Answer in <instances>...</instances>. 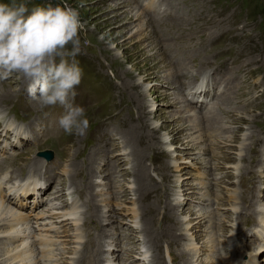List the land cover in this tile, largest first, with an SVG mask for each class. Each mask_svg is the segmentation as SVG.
<instances>
[{
    "label": "rangeland",
    "instance_id": "374dc122",
    "mask_svg": "<svg viewBox=\"0 0 264 264\" xmlns=\"http://www.w3.org/2000/svg\"><path fill=\"white\" fill-rule=\"evenodd\" d=\"M168 1L172 2L168 3V14L173 13L174 21L166 17L168 14L159 17L143 12L135 0H24L30 10L60 4L78 11L83 28L77 60L83 76L75 89L74 103L86 110L90 121L82 137L59 131L57 137L44 140L37 148L25 147L26 141L32 146L42 141L46 126L57 127L62 109H42L28 96L27 84L21 79L0 80V116L6 115L16 126L10 140L0 134L1 141L18 149L17 157L7 158L17 160L5 167L12 170V178L19 177L17 170L39 161L34 159L37 150L52 151L62 165L39 200L47 202L51 199L47 193H51L67 205L71 196L78 195L77 188L82 186L79 191L85 188L88 192L93 186L80 209L69 212L63 205L50 209L66 214L58 224L39 220L55 223L59 230L40 234L43 245L54 243L48 253L37 251L41 264H78L84 244L79 230L72 227L91 215H98L93 222L103 226L98 236H89L95 246L100 244V264L106 263L103 257L107 264H172L174 255L183 249L191 264H228L227 249L235 240L226 241L224 232L231 226L232 213L240 210L238 206L243 211L242 205L247 210L256 205L264 218V182H259L264 180V162L254 180L262 201L251 199L247 204V197L237 195L233 187L242 190L232 172L240 158V175H248V155L251 158L253 147L257 153L264 139V0ZM185 38L192 44L190 59L185 65H174L164 55L177 49ZM180 69L184 79H180ZM204 69H212L218 78L226 71L232 77L226 79L232 87L213 99V108H195L182 97L183 87ZM5 100L8 102L1 104ZM251 139L253 145L248 144ZM73 171L75 180L69 177ZM61 187L65 193L57 197L55 190ZM26 201L31 203L30 198ZM3 203L0 201V207L7 208L8 203ZM43 204L37 209L49 212L50 207ZM169 204L180 205L175 218L182 223V231L176 234L183 240L176 247L169 242ZM8 209L27 218L33 233L30 211H18L11 204ZM122 227L124 230L118 231ZM260 227L264 229V222L251 233L259 234V243L264 246V233L257 232ZM9 230L0 232V238L17 236L18 231L13 233L16 228ZM1 240L0 264L5 260L32 264L37 259V253L26 255V260L15 259L30 243L37 244L32 235L9 244ZM157 244L162 246L159 262L155 261ZM87 248L85 253L90 256ZM260 249L259 244L258 260L253 264H264V248ZM116 252L119 258L124 253V260H129L123 263L116 259ZM180 261L179 257L175 262Z\"/></svg>",
    "mask_w": 264,
    "mask_h": 264
},
{
    "label": "clouds",
    "instance_id": "9594fccd",
    "mask_svg": "<svg viewBox=\"0 0 264 264\" xmlns=\"http://www.w3.org/2000/svg\"><path fill=\"white\" fill-rule=\"evenodd\" d=\"M82 28L78 11L67 6L30 10L24 0L0 3V80L25 81L42 109H62L58 131L81 137L90 127L86 110L74 103L83 76L77 60Z\"/></svg>",
    "mask_w": 264,
    "mask_h": 264
},
{
    "label": "bare ground",
    "instance_id": "6f19581e",
    "mask_svg": "<svg viewBox=\"0 0 264 264\" xmlns=\"http://www.w3.org/2000/svg\"><path fill=\"white\" fill-rule=\"evenodd\" d=\"M164 3L167 5V7H168V3L166 2V1H164ZM168 13H170V10H168V12L167 11H165L164 12V15L165 14H168ZM163 16V15H162ZM159 17H161V16H159ZM181 22V21H180ZM178 70V69H177ZM176 70V74H178L177 72H179V71H177ZM180 72L181 73H179V75L181 76V78L180 79H184L185 78V73H184V71L183 70H181L180 69ZM226 86H228V84H226ZM229 88L228 89H225L226 90V92L232 87V86H228ZM224 90V91H225ZM223 93V92H222ZM221 93V94H222ZM230 94V92L229 93H226L225 95H223L222 97L225 99V98H227V96ZM219 100L220 101H222V99H220L219 98ZM2 101H3V99H2ZM1 101V104H4V103H6V102H8V100L6 101H4V102H2ZM6 105V104H5ZM213 112V111H212ZM211 118V117H210ZM194 128H196V127H194ZM182 129V128H181ZM176 130V132L177 133H179L180 131H179V128H178V130H177V128L175 129ZM184 130V129H183ZM2 132H4V137L5 138H7V136L8 135H12V133H11V131L9 130V129H5V130H2V131H0V134L2 133ZM56 130H53L52 131V137L56 134ZM25 152V151H24ZM23 152V153H24ZM22 153V154H23ZM33 154V153H32ZM11 157V156H10ZM8 158V157H7ZM6 158V159H7ZM33 159V158H32ZM34 159H36V158H34ZM5 160V159H4ZM15 160H17V159H14V160H12V159H7L4 163H0V170H2L1 168L2 167H4L3 169H5V167H6V165H8V164H13L14 163V161ZM36 160H38V159H36ZM75 160V159H74ZM34 162V161H33ZM37 162H39V161H35L34 163H37ZM95 165V163L92 161L91 163H90V167L92 168V169H94V166ZM17 166H20V164H18L17 163ZM27 166L29 167V165H25V168H26V170H27ZM21 170H22V168H21ZM19 171V170H17V172L19 173V175H22L23 174V171L25 170H22V171ZM111 170V169H110ZM94 171H96V170H94ZM16 172V173H17ZM16 173L14 172V174L16 175ZM17 173V174H18ZM110 175V174H109ZM75 176H76V174L74 173V171L72 172V174L70 173L69 174V177H73L74 178V180H75ZM168 178V177H167ZM47 181H48V179H46ZM49 182V181H48ZM90 185H91V183H90ZM79 188H82V186H80ZM79 188H77L76 189V191H79ZM93 188V186H90V189H92ZM90 189H89V191H90ZM65 188H62L61 187V189H58V190H55V192H56V195H57V197H61V196H63V194L65 193ZM82 190H85L86 191V189L84 188V189H81L80 191H82ZM89 191L87 192V195L89 196L90 195V193H89ZM126 191V190H125ZM37 192L41 195V193H42V189L41 188H39L38 190H37ZM52 192V191H51ZM46 195V194H45ZM47 196L48 197H50L51 199L48 201V203H47V206L48 207H50L49 208V212H46V210H44L43 211V209H42V211H38V212H35V211H33V214L32 215H42V214H44V215H47L46 216V218L45 219H42L43 221H52L53 219H48V218H50L49 217V215L50 214H53L51 217H56V220H54L55 221V223L56 224H58V221H60L61 219H62V217H64L66 214H64V213H61V214H54V213H52L51 212V210L50 209H52V208H54V209H57L60 205H63L61 202V199L59 200V199H57V198H55V196L54 195H52L51 193H47ZM1 198V197H0ZM252 198V197H251ZM3 198H1L0 199V201L3 203L4 201L2 200ZM248 199H249V197H248ZM56 200H58V201H56ZM63 200V199H62ZM30 201H32V199H30ZM60 201V202H59ZM66 201V200H65ZM85 202V201H84ZM251 202V199H250V201L247 203V204H249ZM6 203H8V205H7V208H3V207H0V232L1 233H3V232H8V231H5V229L6 228H9L10 230H12V229H17V230H15L13 233H16L17 231V233H16V235L17 236H13V237H10V236H7V237H4V238H0V239H2L1 240V242H3V243H8L9 241L10 242H13V241H16V240H27L28 238H30V236L32 235L33 236V241L34 242H36L37 244H34V245H38L39 247L40 246H42V249L41 248H35L34 246H32L31 245V243H30V245L27 247V248H24L21 252H18V254H17V256L15 257V259L17 258H22V257H24V258H22V260L23 259H27V257H26V255H28V256H30V254H34V253H37V251L39 250V252L38 253H40V252H44V253H48V251H50L49 249H51V246L54 244L52 241H50V242H48L47 244L45 243L44 245H43V241H42V238L40 237V232H38L37 231V228H42V229H46V227H48V226H52V230H54V231H59L58 230V228H57V226H55V223H51V224H46L45 226H41L43 223H39V221H37L36 219H34L33 218V216L31 215V216H28L31 220H32V222H34V227H33V233H32V231H29L30 229H32V226H30V221L27 219V218H23L22 216H20V215H18V214H13L12 212H10V209H8V207H9V204H10V202H7L6 201ZM30 204L31 203H28V206H30ZM97 204V203H96ZM180 204V203H179ZM179 204H176L175 206L174 205H172V204H169L168 205V209L170 210V213H169V216H170V219H171V226H170V228H169V242L171 243V245H173V246H178V244L181 242V240H183V238L181 239L180 238V235H177L176 234V232H178V231H182L181 230V226H182V223L181 222H179L178 220H176V218H175V215L177 214V209H178V207L180 208V205ZM3 205H4V203H3ZM40 205H44L42 202H40V203H38L37 205H35V209H37ZM86 205V204H85ZM92 205H93V209L95 210V208H96V205H94V203H92ZM63 206H66L67 207V209H68V205H63ZM29 209V208H28ZM26 212H29V210L28 211H26ZM69 212H71V211H69ZM31 213V212H30ZM22 214V213H21ZM11 216V218H9V219H6V217L5 216ZM5 217V218H4ZM60 217H61V219H60ZM95 217H97L98 218V215H95V216H93V215H91L90 216V219L88 220V219H86L85 221H87V223H90L91 221H93V220H95ZM4 218V219H3ZM62 220H64V219H62ZM264 220V218H262L261 220H259L258 221V224H256L255 225V228H257L258 226H259V223L262 221V222H264L263 221ZM94 223H96L97 225H100V224H98L97 222H94ZM100 223H101V221H100ZM75 224V223H74ZM62 227V226H61ZM74 227V226H73ZM72 227V229L73 230H75V227L73 228ZM101 227V229H103V226H100ZM23 228V229H22ZM123 228V227H122ZM21 229V231H19ZM100 229V230H101ZM9 230V231H10ZM99 230V229H98ZM118 230V229H117ZM124 230V228L122 229V230H118V231H120V232H122ZM264 229L262 228V227H260V229L258 230L257 229V232H259L262 236H263V233H264V231H263ZM45 235H47V233H45ZM182 236V235H181ZM258 236V238L257 239H261L262 240V238H261V236L258 234L257 235ZM183 237V236H182ZM35 238L37 239V241H35ZM89 236H88V240L84 243V245H83V248H82V250H83V254H82V256H81V258L80 259H78V261H77V263L78 264H100V259H101V256L99 255V252H100V250H101V247H100V244H99V246H98V250H97V253H98V257L95 259V257H90V256H88L86 253H85V248L86 247H89V245L90 244H88L87 245V243L88 242H90L89 241ZM5 239V240H4ZM49 240H50V238H49ZM41 242V243H40ZM101 243V242H100ZM9 244V243H8ZM105 245H107V244H105ZM7 246V245H6ZM37 246V247H38ZM86 246V247H85ZM155 246V256H157V258L155 257V261H157V262H159L160 261V256H159V254H160V252H162V246H160V244L158 245H154ZM107 247H109V246H106V247H104V254H106V256L107 255H109L108 254V252H106L105 250L107 249ZM260 247H261V249L259 250V251H261V250H263V248H264V246L260 243ZM18 248L19 247H16L15 249L13 248V251L15 250H18ZM45 248H46V251H45ZM113 250H115V248L113 249ZM86 251H88V248H87V250ZM94 252H95V249H94V251H92V255H94ZM128 252H130V251H128ZM37 253V259L36 260H34L33 261V263L32 264H41V259L39 260L38 259V256H39V254ZM50 253V252H49ZM121 253V252H120ZM187 252L183 249V250H180L179 251V254L178 255H174V257H173V264H177L175 261H176V258L178 259L179 257H180V259H181V261H182V263L181 264H191L190 263V261H189V259H188V257H187V254H186ZM103 254V255H104ZM116 254H117V252H116ZM162 254V253H161ZM217 255V254H216ZM159 256V257H158ZM218 256V255H217ZM121 258H119V254H117L116 255V259L118 258V259H120V260H123V263H125L124 261H128L129 260V258H127V260H124V253L122 254V256H120ZM122 257H123V259H122ZM215 257V256H214ZM217 258V257H216ZM13 259V258H12ZM104 261L106 260V263L105 264H107V262H108V259L107 258H105V257H103L102 258ZM24 260V261H25ZM138 260V259H137ZM141 261V260H140ZM180 261V262H181ZM218 261H220V259L218 260ZM98 262V263H97ZM133 263L134 262H136V260H133L132 261ZM15 263V262H14ZM217 263V262H216ZM220 263V262H219ZM2 264H13V261H10V260H5ZM15 264H17V263H15ZM128 264H132V263H128ZM218 264V263H217Z\"/></svg>",
    "mask_w": 264,
    "mask_h": 264
},
{
    "label": "trees",
    "instance_id": "16d2710c",
    "mask_svg": "<svg viewBox=\"0 0 264 264\" xmlns=\"http://www.w3.org/2000/svg\"><path fill=\"white\" fill-rule=\"evenodd\" d=\"M37 4V3H36ZM34 8V7H33Z\"/></svg>",
    "mask_w": 264,
    "mask_h": 264
}]
</instances>
